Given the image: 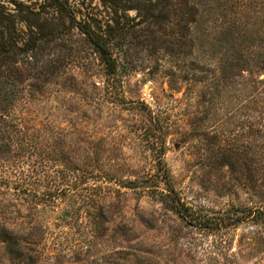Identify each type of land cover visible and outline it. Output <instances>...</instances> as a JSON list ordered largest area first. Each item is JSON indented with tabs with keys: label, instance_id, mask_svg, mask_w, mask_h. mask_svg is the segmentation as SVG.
<instances>
[{
	"label": "rangeland",
	"instance_id": "1",
	"mask_svg": "<svg viewBox=\"0 0 264 264\" xmlns=\"http://www.w3.org/2000/svg\"><path fill=\"white\" fill-rule=\"evenodd\" d=\"M0 115L35 144L0 161V264H264L260 224L165 182L259 204L264 0H0Z\"/></svg>",
	"mask_w": 264,
	"mask_h": 264
},
{
	"label": "trees",
	"instance_id": "2",
	"mask_svg": "<svg viewBox=\"0 0 264 264\" xmlns=\"http://www.w3.org/2000/svg\"><path fill=\"white\" fill-rule=\"evenodd\" d=\"M58 3H61V0H55ZM80 30L85 33L94 46V50L100 55L102 61L106 64L109 73L113 74L116 71V61L113 57V54L110 50L109 41L97 35L87 24H82L81 22L78 23ZM10 52V49L8 50ZM6 116L0 115V161H7L8 154L12 151L13 148L17 146L22 148H33L35 144L31 140V133L30 137L29 134L25 131L23 127H19L17 123H15L12 119H6ZM19 127V128H18ZM14 132L15 135H20V138L14 139L11 132ZM15 143V144H14ZM34 149V148H33ZM30 152V150L28 151ZM163 163L160 161L159 168L163 169ZM0 169L2 171H7L9 169L8 163H0ZM264 170V167H261ZM0 170V176L1 174ZM72 170V169H71ZM77 170V169H75ZM74 171V169L72 170ZM15 171L14 173H16ZM148 179V178H147ZM264 179V177L262 178ZM168 184V199L171 200V207L173 210L177 211L181 214L184 218L191 221L197 227L204 228L205 226L210 229H222L225 226L231 225L235 226L238 225L241 221H253L256 224H260V228L256 231V239L260 241L261 244H264V181H260L258 184V191L257 193L259 197V204L253 207H245V208H234L233 211L225 213V216H208L201 218V215H195L194 212L190 214L191 211L190 207L186 205L183 201H181L180 197L175 194V189L171 185L170 182L167 180L165 181ZM130 185H134L133 181L126 182ZM136 187V186H135ZM26 194L37 197V194H31V192H27ZM233 213V214H231ZM225 220L227 222H225Z\"/></svg>",
	"mask_w": 264,
	"mask_h": 264
}]
</instances>
